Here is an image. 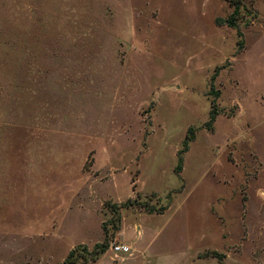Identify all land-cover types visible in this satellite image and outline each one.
I'll return each mask as SVG.
<instances>
[{"label":"rangeland","instance_id":"1","mask_svg":"<svg viewBox=\"0 0 264 264\" xmlns=\"http://www.w3.org/2000/svg\"><path fill=\"white\" fill-rule=\"evenodd\" d=\"M237 1L232 28L226 0H0V264H264V0Z\"/></svg>","mask_w":264,"mask_h":264},{"label":"trees","instance_id":"2","mask_svg":"<svg viewBox=\"0 0 264 264\" xmlns=\"http://www.w3.org/2000/svg\"><path fill=\"white\" fill-rule=\"evenodd\" d=\"M229 3L233 4L236 7V11L227 19H219L218 24H226L232 28H235L237 25V8L239 7L237 0H226ZM212 118H215V113L212 115ZM106 243L97 244L92 251H89L84 246H79L73 249L68 258L62 264H76V258L80 256L84 260L83 264L92 261L96 262L99 260L100 256L106 252ZM81 254V255H80Z\"/></svg>","mask_w":264,"mask_h":264},{"label":"built area","instance_id":"3","mask_svg":"<svg viewBox=\"0 0 264 264\" xmlns=\"http://www.w3.org/2000/svg\"><path fill=\"white\" fill-rule=\"evenodd\" d=\"M117 253L119 252H126L128 250V248L126 246H116L115 249H114Z\"/></svg>","mask_w":264,"mask_h":264}]
</instances>
